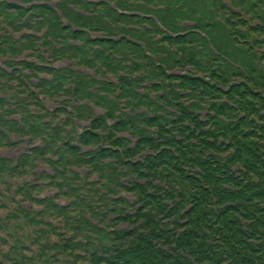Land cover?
<instances>
[{
	"label": "trees",
	"instance_id": "trees-1",
	"mask_svg": "<svg viewBox=\"0 0 264 264\" xmlns=\"http://www.w3.org/2000/svg\"><path fill=\"white\" fill-rule=\"evenodd\" d=\"M53 1L80 30L64 27L46 5L11 13L13 7L3 3L0 17L17 26L37 13L43 19L39 29L49 27L54 39L84 42L68 44L61 54L118 79L120 97L128 99L133 115L117 117L121 106L110 98L114 86L90 76L80 79L76 94L107 112L81 143H98V129H108L107 119L117 120L114 131L136 137L135 150L125 139L112 143L126 157H141L129 165L139 179L133 188L135 214L119 206H130L129 201L117 198L110 201L120 216H97L92 200L82 201L83 188L71 180V209L50 205L65 215L69 239L56 232L59 241L50 242L49 234L57 229L44 222L42 230L28 233L26 245L25 228L18 224L8 234L12 247L5 257L11 255L14 264H52L61 256L63 264H264V0ZM32 22L30 14L24 27ZM86 30L121 37L93 42ZM91 44L99 48L92 50ZM65 83L56 73L41 88L55 96ZM97 84L101 90L94 93L90 89ZM77 110L82 118L93 113L87 104ZM32 120L28 114L26 121ZM53 137L49 151L61 133ZM55 147L60 161L72 154L70 165L92 164L108 194L122 187L115 163L104 162L122 161L117 151L99 148L87 158L77 147ZM88 208L95 215L91 219L85 216ZM25 217L27 225L37 224L35 217ZM127 223L130 229L119 228ZM7 242L0 238V244Z\"/></svg>",
	"mask_w": 264,
	"mask_h": 264
},
{
	"label": "rangeland",
	"instance_id": "rangeland-1",
	"mask_svg": "<svg viewBox=\"0 0 264 264\" xmlns=\"http://www.w3.org/2000/svg\"><path fill=\"white\" fill-rule=\"evenodd\" d=\"M216 53L218 52L217 50H216V48L213 46V44H211V46H210ZM0 209H1V207H0ZM0 212L2 213V210H0Z\"/></svg>",
	"mask_w": 264,
	"mask_h": 264
}]
</instances>
